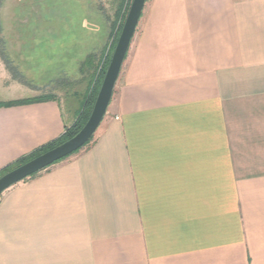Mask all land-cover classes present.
I'll use <instances>...</instances> for the list:
<instances>
[{
	"label": "crops",
	"instance_id": "0c3cea01",
	"mask_svg": "<svg viewBox=\"0 0 264 264\" xmlns=\"http://www.w3.org/2000/svg\"><path fill=\"white\" fill-rule=\"evenodd\" d=\"M3 27L0 170L92 82L36 83ZM0 264H264V0H149L90 144L0 196Z\"/></svg>",
	"mask_w": 264,
	"mask_h": 264
},
{
	"label": "rangeland",
	"instance_id": "374dc122",
	"mask_svg": "<svg viewBox=\"0 0 264 264\" xmlns=\"http://www.w3.org/2000/svg\"><path fill=\"white\" fill-rule=\"evenodd\" d=\"M132 3L133 0H0V16L4 23L1 36L6 42L2 45L14 58L23 54L13 62L22 73L28 72L36 83L42 82L47 75L75 79L81 66L86 77L81 85L85 87L88 79L95 81L94 74L103 67L119 32L122 15L128 11L125 24ZM64 88L50 93L60 96L68 112Z\"/></svg>",
	"mask_w": 264,
	"mask_h": 264
},
{
	"label": "water",
	"instance_id": "95a60500",
	"mask_svg": "<svg viewBox=\"0 0 264 264\" xmlns=\"http://www.w3.org/2000/svg\"><path fill=\"white\" fill-rule=\"evenodd\" d=\"M145 2L146 0H133L91 116L85 126L71 139L1 176L0 196L16 183L72 154L95 134L103 117L107 113L116 82L129 51Z\"/></svg>",
	"mask_w": 264,
	"mask_h": 264
},
{
	"label": "trees",
	"instance_id": "16d2710c",
	"mask_svg": "<svg viewBox=\"0 0 264 264\" xmlns=\"http://www.w3.org/2000/svg\"><path fill=\"white\" fill-rule=\"evenodd\" d=\"M127 12L128 11H125V13H123V15H122V19L121 20H123V21L121 23L119 32H118L117 36L115 37V39L113 41V46L109 50V53L107 54V57H105V61L103 60L104 61L103 67L100 70L99 69L97 70V74L96 73L94 74L95 78L93 80H95V81L94 82L92 81V82L95 83V84L93 85V88L89 90V93H87V95H86V97L84 99L82 108L79 111V114L77 115V118L73 122V124H71L66 129L65 133L59 139H57V140H55V141H53V142H51V143H49V144H47V145H45L43 147H40L39 149L35 150L31 154L20 158L16 162H14V163L6 166L2 170H0V177L3 176L4 174L8 173L9 171L21 166L22 164H24V163L36 158L37 156H39V155H41V154L53 149L54 147L64 143L65 141L71 139L76 134H78L81 131V129L85 126V124L87 123V121L89 120V118L91 116V113H92V110L94 108L98 93H99V91L101 89V86H102L103 80L105 78L107 69L109 67L110 61L112 59L116 44L118 42L120 33L122 31V28H123V25H124V20L126 18ZM93 138H94V135L80 149L76 150L75 152H73L72 154H70L68 156H71V155L79 152L82 148H85L87 145L90 144V142L93 140ZM68 156H66V157H68ZM66 157H64L63 159H65ZM63 159H61V160H63ZM61 160H59V161H61ZM59 161H57L55 163H58ZM55 163H53V164H55ZM50 166H52V165H50ZM50 166H48V167H46L44 169H47ZM37 173L38 172L32 174L29 177H33ZM25 179H27V178H25Z\"/></svg>",
	"mask_w": 264,
	"mask_h": 264
}]
</instances>
